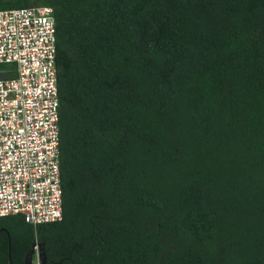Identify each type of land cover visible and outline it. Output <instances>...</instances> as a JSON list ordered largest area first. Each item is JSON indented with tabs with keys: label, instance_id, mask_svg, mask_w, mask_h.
<instances>
[{
	"label": "trees",
	"instance_id": "1",
	"mask_svg": "<svg viewBox=\"0 0 264 264\" xmlns=\"http://www.w3.org/2000/svg\"><path fill=\"white\" fill-rule=\"evenodd\" d=\"M53 9L62 218H0V264H264V0Z\"/></svg>",
	"mask_w": 264,
	"mask_h": 264
},
{
	"label": "built area",
	"instance_id": "2",
	"mask_svg": "<svg viewBox=\"0 0 264 264\" xmlns=\"http://www.w3.org/2000/svg\"><path fill=\"white\" fill-rule=\"evenodd\" d=\"M55 32L51 7L0 10V218L35 227L62 218Z\"/></svg>",
	"mask_w": 264,
	"mask_h": 264
},
{
	"label": "water",
	"instance_id": "3",
	"mask_svg": "<svg viewBox=\"0 0 264 264\" xmlns=\"http://www.w3.org/2000/svg\"><path fill=\"white\" fill-rule=\"evenodd\" d=\"M34 249H35V246H33V247L31 248V251H30L28 257H27V259L25 260V264H31V257H32V254H33V252H34ZM41 261H42V264L45 263V256H44V254H43L42 252H41Z\"/></svg>",
	"mask_w": 264,
	"mask_h": 264
}]
</instances>
